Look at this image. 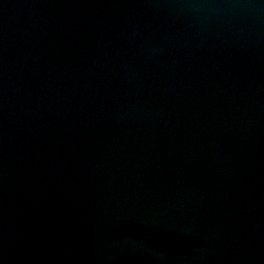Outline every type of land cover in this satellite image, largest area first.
<instances>
[{
    "label": "water",
    "instance_id": "1",
    "mask_svg": "<svg viewBox=\"0 0 264 264\" xmlns=\"http://www.w3.org/2000/svg\"><path fill=\"white\" fill-rule=\"evenodd\" d=\"M0 264H264V0H0Z\"/></svg>",
    "mask_w": 264,
    "mask_h": 264
}]
</instances>
